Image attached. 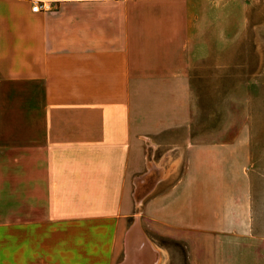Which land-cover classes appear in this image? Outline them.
<instances>
[{
	"label": "crops",
	"instance_id": "obj_1",
	"mask_svg": "<svg viewBox=\"0 0 264 264\" xmlns=\"http://www.w3.org/2000/svg\"><path fill=\"white\" fill-rule=\"evenodd\" d=\"M175 1L0 0V264H167L146 228L214 226L213 176L143 166L164 125L131 120L137 83L188 69Z\"/></svg>",
	"mask_w": 264,
	"mask_h": 264
},
{
	"label": "rangeland",
	"instance_id": "obj_2",
	"mask_svg": "<svg viewBox=\"0 0 264 264\" xmlns=\"http://www.w3.org/2000/svg\"><path fill=\"white\" fill-rule=\"evenodd\" d=\"M164 9L168 36L180 28L188 43V69L181 79L137 83L132 125H164L142 135L146 168L213 176L216 216L212 228H184L188 243L170 227L146 233L167 264H178L176 254L187 264L188 252V264H264V0H178ZM39 202L41 217L42 192Z\"/></svg>",
	"mask_w": 264,
	"mask_h": 264
},
{
	"label": "built area",
	"instance_id": "obj_3",
	"mask_svg": "<svg viewBox=\"0 0 264 264\" xmlns=\"http://www.w3.org/2000/svg\"><path fill=\"white\" fill-rule=\"evenodd\" d=\"M41 6H43V5L40 4V1H35V2H34V5L32 6V9L36 11V10H38Z\"/></svg>",
	"mask_w": 264,
	"mask_h": 264
}]
</instances>
